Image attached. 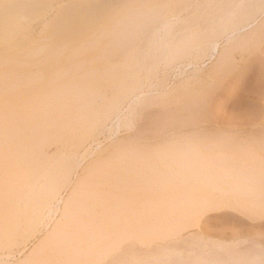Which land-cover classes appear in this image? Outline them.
Segmentation results:
<instances>
[{
	"label": "rangeland",
	"instance_id": "1",
	"mask_svg": "<svg viewBox=\"0 0 264 264\" xmlns=\"http://www.w3.org/2000/svg\"><path fill=\"white\" fill-rule=\"evenodd\" d=\"M258 4L261 0H0V71L11 74L20 69L19 74L27 75L36 70L31 76L41 79L38 86L33 83L37 79L33 86L29 82V93L21 90L24 95H17V100L26 102L40 88L52 92L49 89L58 81L55 89L63 85L68 93L67 82L82 87L91 83L96 88L89 93L87 85V95L98 90L106 99L115 86L123 87L115 85L116 80L136 79V87H129L132 93L125 88L127 97L117 112L98 125L101 129L83 147L71 151L76 152L78 166L71 168L52 212H42L45 217L34 232L23 231L26 211L17 208L18 237L14 246L0 249V264H264V18ZM64 15L66 22L56 25L67 23L66 38L59 34L61 27L51 24ZM247 16L248 21L256 19L252 33H231L247 22ZM59 38L66 41L63 49L56 47ZM212 42L223 58L218 63L219 55H209ZM183 47L185 54L188 47L194 52L181 58L183 51L176 50ZM203 50L207 54L200 57ZM175 51L179 55L171 60L170 52ZM50 79L54 87L53 82L47 84ZM4 82L1 86L10 83ZM22 84L25 89L27 84ZM83 90L72 97L79 99ZM41 95L45 94H36L39 99ZM92 97L80 99L100 103V96L98 101L94 93ZM81 100L74 103L80 109L85 106ZM6 105L1 106L4 113ZM29 107L28 112L33 108ZM22 109L25 112L18 109L19 114H27L26 107ZM12 121L4 124L1 117L0 125L6 128L2 126L0 133L12 132ZM67 140L46 144L38 162L43 160L51 170L49 160L71 156L67 142H72ZM59 153L64 155L58 158ZM53 163L49 165L56 166ZM91 166L99 178L95 185L94 179L86 178L94 185L89 188L81 182ZM77 182L85 193L82 187L80 193H72Z\"/></svg>",
	"mask_w": 264,
	"mask_h": 264
},
{
	"label": "bare ground",
	"instance_id": "2",
	"mask_svg": "<svg viewBox=\"0 0 264 264\" xmlns=\"http://www.w3.org/2000/svg\"><path fill=\"white\" fill-rule=\"evenodd\" d=\"M34 4V3H33ZM259 5H261L260 6V8H259V11H260V14H261V16L264 18V0H261V4H258V6ZM19 6H20V4H19ZM29 6H30V4H29ZM22 7V6H21ZM257 7V6H256ZM5 8V7H4ZM23 8V7H22ZM2 9V8H1ZM24 10L26 11V9L24 8ZM0 12H1V10H0ZM59 12V11H58ZM60 13H61V11H60ZM63 14V13H62ZM70 14V13H69ZM69 14H68V16H69ZM259 14V15H260ZM1 15V14H0ZM59 16V15H58ZM54 17L53 18V20L54 19H58V20H52V23L51 24H54V28H56V26L59 24V23H62V22H66V21H62L63 19H65L64 17L66 16V15H64V16H62L63 18L61 19L60 17ZM251 16V15H250ZM260 16V17H261ZM76 17V16H75ZM248 17L249 16H247L246 18H245V20L247 21H245L244 23V25H242L240 28H237V29H233L232 31H231V33H234V35L235 34H237V33H239L240 35H241V37H242V35L245 33H242L241 34V32H243V31H246V33L247 34H249V32L251 31V33H252V31H253V27H255V24L257 25V23H256V19H253V20H251V21H248V20H250V19H248ZM60 18V19H59ZM262 18V19H263ZM243 19V18H242ZM59 20H60V22H59ZM66 20V19H65ZM83 20V19H82ZM57 21V22H56ZM242 21V20H241ZM54 22V23H53ZM70 22V21H69ZM57 24V25H56ZM62 25H64V27L62 26ZM65 25H67V23H63V24H61V29L59 30V32L62 30L63 32H65L64 31V28L66 27ZM58 27V26H57ZM60 27H58V28H60ZM51 29V28H50ZM57 29V28H56ZM252 29V30H251ZM54 30V29H53ZM65 30H66V28H65ZM250 30V31H249ZM52 31V30H51ZM50 31V32H51ZM61 31V32H62ZM55 32V31H54ZM53 32V33H54ZM58 32V31H57ZM59 33V34H61V36H62V38H66V32L63 34V33ZM52 33V35L54 36V34H55V36H54V38H56V36H57V34H56V32L53 34ZM58 34V36H60ZM65 35V36H63V35ZM229 36V35H228ZM233 36V35H232ZM243 36H246V34L245 35H243ZM207 38V37H206ZM60 39V38H59ZM57 40V46L56 47H59V46H61V47H59V49L60 48H62L63 49V47L65 46L66 47V44L64 45V43L63 42H65L66 43V41L65 40H62L61 41V39L60 40ZM230 40V39H229ZM62 42V43H61ZM200 42V41H199ZM60 43V44H59ZM213 44H209V52H210V57H214V55H219L218 53V50H217V43H214V42H212ZM51 45V44H50ZM49 45V46H50ZM54 45H55V43H54ZM211 45V46H210ZM48 46V47H49ZM173 46V45H172ZM172 46H171V48H172ZM197 46H198V44H197ZM196 45L194 46L195 48L197 47ZM37 47H39V46H37ZM44 47V46H43ZM51 47V46H50ZM64 47V48H65ZM174 47V46H173ZM202 48L203 49V46H198V48L197 49H200V48ZM171 48H169V49H171ZM185 47H183V48H178L176 51L177 52H179V50H182V49H184ZM189 48V49H188ZM187 48V50L189 51L190 50V47H188ZM191 48H193V47H191ZM36 49V48H35ZM34 49V50H35ZM55 49H58V48H55ZM54 49V50H55ZM58 49V50H59ZM196 49V51H199V50H197ZM31 50V49H30ZM77 50V49H76ZM32 51H33V49H32ZM39 51V50H38ZM45 50H43V52H44ZM56 51V50H55ZM55 51H54V53H55ZM78 51V50H77ZM83 51V50H82ZM175 51V53L173 52V53H171L170 52V54L171 55H173L172 56V58H170L171 60H173L174 58L176 59L177 58V55H179L177 52ZM183 51V50H182ZM187 51V52H188ZM192 51L194 52V49H191L189 52L190 53H192ZM201 51V50H200ZM204 51V50H203ZM205 51H206V49H205ZM205 51L203 52L205 55H201L200 57H202V56H206V54L207 53H205ZM31 52V51H30ZM34 52V51H33ZM33 52H31V53H33ZM35 52H36V50H35ZM53 52V51H52ZM56 52H58V51H56ZM185 51H183V53H184ZM186 52V54H187V56H188V53ZM50 53V52H49ZM71 53H73V51L71 52ZM75 53L77 54V52L75 51ZM177 53V54H176ZM189 53V54H190ZM196 53V52H195ZM202 52H200L199 53V55L201 54ZM74 54V53H73ZM78 54H79V52H78ZM80 54H82V53H80ZM175 54V55H174ZM182 54V53H181ZM185 53H184V55H182L181 56V58L182 57H185V55H186ZM198 54V53H197ZM28 55H30V53L28 54ZM171 55H169L170 57H171ZM31 56H32V54H31ZM74 56H76V55H74ZM79 56V55H78ZM77 56V57H78ZM27 57V56H26ZM30 57V56H29ZM45 57V56H44ZM72 58V57H71ZM70 58V59H71ZM74 58V57H73ZM72 58V59H73ZM46 60L48 59L47 57L45 58ZM45 59H43V60H45ZM50 59V58H49ZM221 59H223L222 58V55H219V57H218V60H216V62L218 63V62H220V60ZM130 60V59H129ZM29 61V60H28ZM30 61H31V59H30ZM42 61V60H41ZM6 62V61H5ZM2 63V62H1ZM7 63V62H6ZM20 63V62H19ZM19 63H15L16 65H18ZM44 63V62H43ZM217 63H214V64H217ZM29 65L30 64H32V63H28ZM27 64V65H28ZM40 64H42V62L40 63ZM213 64V65H214ZM0 66H3V65H0ZM18 66H21V64H19ZM31 66V65H30ZM30 66H29V68H30ZM32 66L33 67H35L36 68V66H34L33 64H32ZM39 66V65H38ZM75 66H77V65H75ZM137 66V65H136ZM215 66V65H214ZM218 66V65H217ZM10 67H13V65L12 66H10ZM123 67H125V66H123ZM2 68V67H1ZM14 68L16 69V66H14ZM46 68H47V66H46ZM65 68H67V71H69V69H68V67H65ZM65 68L64 69H62L63 70V72L64 71H66L65 70ZM70 68V67H69ZM73 68V67H72ZM79 68V67H78ZM138 68V67H137ZM14 69V70H15ZM23 69V68H22ZM42 69V68H41ZM61 69V68H60ZM104 69V68H103ZM113 69V68H112ZM214 69H215V67H214ZM18 70V69H17ZM17 70H16V72H14L13 70H12V72H11V74L9 73H6V72H8L7 70L6 71H0V92H1V95H3L4 93H6L5 91H7L9 94L7 95V93H6V95H3V98H1V95H0V100L2 101V100H4L3 102H1L0 103V109H1V111H0V116L2 117V123H4L3 121H5V123L4 124H6L7 122L6 121H12V119H13V121H12V123H14V122H16V123H14L15 124V126H16V124H17V127H15V126H13V130H12V132H8V131H3V133H0V222L2 221L3 223H2V225H0V249H3V248H7V247H9L10 245H12L14 242H15V240H16V238L18 237V230H17V228H16V224H17V220H18V217H16L17 215H18V213H19V211L17 210V208H19V207H21V209L22 208H24V210L26 211H24L25 213V216H24V218H22L21 219V221L24 219L25 220V222H24V220L22 221V223H20V224H22V226H23V222L25 223V226H24V228L23 227H20V228H23V231L26 233V234H28V233H31V232H34L35 230H36V228H37V226L38 225H40L39 223H40V221L43 219H41V216L43 215L42 214V212L44 211V210H47L48 212H47V214L48 215H50V213L52 212V204H53V202H54V200L56 199V197L57 196H59L58 194H59V192H60V187H61V185H63L64 183V181L66 180V178H68L70 175H71V173H70V171H73L71 168H74V167H77L78 166V161L76 160L77 158L74 156L75 154H76V152H75V154L74 155H72V152H74V151H72V150H76L77 151V149L79 148H81V147H83V145L87 142V141H89L90 139H92L93 138V135L94 134H96L95 132H98V128L99 129H101L100 128V126H98L100 123H104L103 122V120L105 119H107V117L111 114V113H115V112H117L116 111V109L118 108V106H119V104H121L120 102H121V100H123L124 98H126L127 96L125 95L126 93V89L125 88H127L128 89V94L129 93H132V92H129L130 91V89H129V87H133L132 85L134 84V86L136 87V82L134 83L133 81L135 80L136 81V79H134L133 81H131L129 78H125V80H126V82H125V80H124V78L123 79H119V80H116V84L115 85H123V87L121 86V87H118V86H115V89H113L112 91H114L115 90V92H114V96L112 95V91L109 93V96L110 97H106V99H105V93L103 94V95H101L102 93H100V95H99V92H98V90H96L97 92L96 93H98V94H96L95 93V90H93V93H94V99H97V98H99V96H100V103L99 104H97V105H99V106H97L96 104H93L94 102H93V100H91V101H87V102H85V101H83V102H85L84 103V107L82 106V108L80 109V106H76L74 103L76 102V100L78 101H80L81 99H82V97L83 98H85V100H88L90 97H92L93 96V93H91L92 94V96H90V95H87L88 94V92L90 93V91H92V89H95L96 88V86H95V88H94V85L93 84H91V83H84L85 85H84V87H82L81 85H83V84H79V82L77 83L78 85H80L81 87H79L78 85L76 86L74 83H69L68 84V82H67V84H66V87H68V90L70 89V91L71 90H73V91H69V93H68V91H67V88H66V90H65V87L62 89V86L63 85H61L60 87H57V89L61 92L62 91V93H67L68 95H65V94H62V93H57V92H59V91H57V89H55V87L58 85V84H60L59 83V81L57 80V78L58 79H60L61 80V77H63L62 75H64L63 73H62V75H61V73L59 74V76L58 77H55V78H52V79H54V80H57L58 81V84L57 83H55V84H57V85H55L54 84V80L53 81H51V79L50 80H47V84L48 85H50L52 82V84H51V86H53V84H54V89L57 91H55L54 89H49V90H52V92L54 93H52L51 91H49V92H46V93H44L43 92V89L42 88H40V90H41V93H40V90H39V93L37 92L36 94H45V95H41L42 97V99L40 100L39 98H38V96H36V94L35 95H32L31 97H34V98H32L31 99V97L30 96H28V97H30L29 99H27V97H26V99H27V101L25 102V101H22V100H20L21 102H23V104H26V106L25 105H23L22 103H20V101L19 100H17V98H18V96L17 95H24V94H21V90H23V92H25V94H27V93H29V91H27V93H26V90H30V86L31 85H29V82H31L30 84H32V81H34L35 79H37L38 80V78H39V76H38V78L36 77L37 75H34L35 76V78L33 77V76H31L32 74H36V70H34L35 71V73L33 72V71H31L32 72V74H30V73H27V75L26 74H23V72L22 71H20L21 73L19 74V70H18V72H17ZM29 69L27 68L26 69V71H28ZM107 70V69H106ZM44 71H45V69H44ZM61 71V70H60ZM110 71V70H109ZM113 71V70H112ZM115 71V70H114ZM113 71V72H114ZM212 71V70H211ZM10 72V71H9ZM13 72H14V75H13ZM25 72V71H24ZM42 72H43V69H42ZM62 72V71H61ZM90 72H92L91 74L93 75V73H96V71L95 72H93V71H89V73ZM99 72V71H98ZM111 72V71H110ZM113 72H111L112 74H113ZM119 72H120V70H119ZM7 75H5V74ZM16 73H18V74H16ZM26 73V72H25ZM40 73V72H39ZM56 73H57V71H56ZM55 73V74H56ZM87 73V72H86ZM83 75L85 74V73H82ZM81 74V75H82ZM105 74H107V73H105ZM4 77H3V76ZM11 75H13V76H11ZM21 75H26L25 77L24 76H21ZM30 75V76H29ZM81 75H80V77H81ZM88 75V74H87ZM90 75V74H89ZM91 75V76H92ZM122 75V74H121ZM11 76V77H10ZM19 77V78H17V77ZM28 76V77H27ZM55 76V75H54ZM61 76V77H60ZM104 76V75H103ZM110 76H112L111 74H110ZM109 76V77H110ZM116 76V75H115ZM7 77V78H6ZM21 77V78H20ZM24 77V78H23ZM27 77V78H26ZM32 77V78H31ZM85 77V76H84ZM84 77H82V78H84ZM99 77H101L102 78V76H98V78ZM107 77V76H106ZM118 77L119 78H122V76L120 77L119 75H118ZM130 77H132V79L134 78V76H130ZM3 78V79H2ZM4 78H6L7 80L5 81V79ZM10 78V79H9ZM11 78H16V79H12L11 80ZM29 78V79H28ZM79 78V77H78ZM81 78V79H82ZM116 78V77H115ZM8 79H9V81H8ZM24 79V80H23ZM26 79H28V80H26ZM34 79V80H33ZM100 79V78H99ZM16 80H17V82L18 83H16ZM18 80H20V81H18ZM23 80V81H22ZM37 80H35L33 83H36V86H38V84H40V83H38V82H40L41 81V79H39L38 81ZM104 80H106V78L105 79H103V81ZM121 80L123 81V82H121ZM1 81H5V82H10V83H8V84H3V86L4 87H6V89L5 90H2V88H3V86H1ZM15 81V82H14ZM22 81V82H21ZM97 81V80H96ZM103 81H101V82H103ZM128 81V82H127ZM4 82V83H5ZM15 83L14 85H13V83ZM49 82H50V84H49ZM80 82H82L81 80H80ZM94 82H95V79H94ZM22 83H25V84H27V85H25L26 86V88H28V89H24V85L22 84ZM46 83V82H45ZM121 83H123V84H121ZM133 83V84H132ZM18 86H17V85ZM21 84V85H20ZM47 84H44V85H47ZM75 85V87H74V85ZM105 84V83H104ZM87 85H89V87L91 88V90H89L88 91V86ZM111 85V84H110ZM109 85V86H110ZM11 86V87H10ZM12 86L14 87L13 89H15V90H17V92H19L18 94H15L14 93V91H13V89H12ZM22 86H23V89H22ZM29 86V87H28ZM32 86H33V84H32ZM70 86L72 87V88H70ZM91 86H93V87H91ZM112 86V85H111ZM8 87V88H7ZM19 87H21L20 89H19ZM77 87V88H76ZM117 87V88H116ZM134 87V88H135ZM34 87H32V89H33ZM74 88H76V89H74ZM80 88V89H79ZM85 88V89H84ZM89 88V89H90ZM4 89V88H3ZM9 89V90H8ZM19 89V90H18ZM60 89H62V90H60ZM83 90L82 91V93H80V96L81 95H83L82 97H79V99H75V98H77V96H79V94H77L76 95V91L78 90V91H80V90ZM118 89V90H117ZM2 90V91H1ZM54 90V91H53ZM116 90H117V92H116ZM133 90V88L131 89V91ZM13 91V92H12ZM44 91H45V89H44ZM88 91V92H87ZM124 91V92H123ZM15 94L14 96H12V94ZM16 92V91H15ZM16 92V93H17ZM50 92H51V95H50ZM123 92V93H122ZM3 93V94H2ZM48 93H49V95H50V97H49V95H48ZM73 93V94H72ZM46 94H47V96H46ZM57 94V96H54V95H56ZM58 94L60 95V96H58ZM85 94V95H84ZM95 94H96V96H95ZM123 94V95H122ZM127 94V95H128ZM63 95V96H62ZM64 95H65V97H64ZM86 95H87V98L88 99H86ZM113 97H112V96ZM126 96V97H123V96ZM6 96V97H5ZM7 96H8V98L9 97H11L10 99H15V101H17V105H15L16 104V102L15 101H10L9 99L8 100H6L7 99ZM72 96H76L75 98L74 97H72ZM85 96V97H84ZM98 96V97H97ZM101 96H102V98H101ZM4 97H5V99H4ZM44 97H46V99H44ZM60 97H62L61 98V100L59 99ZM70 97V98H69ZM48 98H51L52 99V101H55L56 100V104H58V100L60 101L59 103V105H57L58 106V108H60L59 110H61V111H59L58 110V108H57V106H56V104L53 102V103H51V99H48ZM63 98H65V99H63ZM69 98V99H68ZM81 98V99H80ZM93 98V97H92ZM25 99V98H24ZM25 99V100H26ZM36 101V99L38 100V101H34V100ZM48 99V100H47ZM54 99V100H53ZM71 99V100H70ZM73 99H74V101H73ZM31 100H33V102L31 101ZM45 100V101H44ZM47 100V101H46ZM65 100V101H64ZM82 100H84V99H82ZM82 100H81V105L83 104V102H82ZM90 100V99H89ZM105 100V101H104ZM29 101H31L30 103H31V105H30V103H29ZM45 102L44 104L45 105H42L41 104V102ZM66 102V104L64 105V106H62V102ZM71 101V102H70ZM97 101H98V99H97ZM97 101H95L96 103H97ZM5 102H6V104L10 107V108H8V106H7V108L5 107L4 108V110L6 111V113H4L3 112V108L2 107H4L5 106ZM19 102V103H18ZM39 102V103H38ZM46 102H48V103H46ZM91 102V103H90ZM15 103V104H14ZM37 105H36V104ZM78 103V102H77ZM87 103V104H86ZM4 104V105H3ZM10 104L12 105V107L10 106ZM18 104H22V108H25L26 107V109L25 110H27V108L29 107V109L31 108V107H33V108H31V112L29 113L28 112V110H27V114H25L24 112V110L18 105ZM35 104V105H34ZM51 104V107H53V106H55L56 108V110H57V112H62V113H57V112H55V109H50L51 110V112H52V110H53V112L54 113H50V111H49V109H47L49 106L48 105H50ZM91 104V105H90ZM15 105V106H14ZM28 105V106H27ZM34 105V106H33ZM40 105H42V106H46V113L43 111V109H45L44 107H41ZM53 105V106H52ZM87 105H89V106H87ZM92 105H96L97 107L96 108H93V107H91ZM2 106V107H1ZM18 106V107H17ZM25 106V107H24ZM35 106H36V108H35ZM60 106V107H59ZM70 107V108H68V110L67 111H64L63 110V108L62 107ZM37 107L39 108L40 107V111L39 110H37ZM15 110V111H17V113L15 112V111H13V114H11L12 112H8V115H5V114H7V111H8V109L9 110H13V109ZM41 108H43L42 110H41ZM18 109L21 111H24L23 113L24 114H22V112H20V114H19V112H18ZM35 110L36 109V111L35 112H33V110ZM70 109V110H69ZM49 112H48V111ZM78 110H80V111H78ZM43 111V113H39V112H42ZM115 111V112H114ZM4 113V114H2V113ZM15 112V113H14ZM64 112H66V114H64ZM9 113H10V115L12 116V118L9 116ZM17 115V117H15L14 118V116L15 115ZM64 114V115H63ZM135 114V113H134ZM65 115H66V117H65ZM112 115V114H111ZM7 116H9V117H7ZM1 117H0V122H1ZM8 118H11V119H8ZM66 118V119H65ZM109 118V117H108ZM8 119V120H7ZM101 121V122H100ZM2 123H0V124H2ZM11 124V123H10ZM9 124V125H10ZM61 124H62V128H61ZM2 126H6V125H2ZM1 125H0V128L2 127ZM65 126V127H64ZM3 127V128H4ZM16 128V130H15V128ZM6 128V127H5ZM66 128V129H65ZM4 130V129H3ZM8 130H10V129H8ZM11 131V130H10ZM99 134V133H98ZM96 136V135H95ZM69 139H71L70 140V142H72V143H69V141L68 140ZM68 141L67 143H68V145L69 144H71V147H69V150L68 151H70V153H71V156H70V154H69V152H68V154H69V157H66L65 156V160L63 159L64 158V156H63V158L61 159V160H63V161H61L60 159H59V162L58 161H55L54 163H53V161H52V159H51V161L49 160L47 163L45 162V164H47V166L49 167V166H51L50 167V169L51 170H49L46 166H44L43 165V163H42V161L43 160H41V161H39L38 162V160L41 158V159H43V154L45 153L44 152V149L43 148H45V146H47V145H49L50 143V145L51 146H53V145H55L54 144V142H57V141H59V142H62V141ZM59 142H58V145H59ZM66 142H64V144H65ZM66 143V144H67ZM47 144V145H46ZM63 145V144H62ZM117 146V145H116ZM118 146H120L119 144H118ZM50 147V146H49ZM67 147V146H66ZM57 148V147H56ZM47 149H48V147H47ZM115 149V148H114ZM46 150V149H45ZM86 150V149H85ZM47 151V150H46ZM72 151V152H71ZM116 151V150H115ZM60 152V151H59ZM66 152V151H65ZM111 152V151H110ZM109 152V153H110ZM119 152H121V151H119ZM54 153V151L51 153V154H53ZM57 153H58V149H57ZM61 153H64V151L63 152H61ZM78 153V152H77ZM99 153V152H98ZM102 153V152H101ZM50 154V153H49ZM50 154V155H51ZM55 155H57V154H55ZM59 155V156H58ZM56 157H60V156H62V155H64V154H61L60 155V153L58 154ZM66 155H67V153H66ZM110 155V154H109ZM80 156V155H79ZM118 156V155H117ZM51 158H52V155L50 156ZM49 157V158H50ZM55 157V158H56ZM54 159V158H53ZM109 159V158H108ZM108 159H106V160H108ZM44 160H46V159H44ZM105 160V159H104ZM103 160V161H104ZM119 160V159H118ZM49 162H51V164L53 163L54 165H56V166H53V165H49ZM61 162V163H60ZM105 162V161H104ZM114 162V161H113ZM94 163V162H93ZM58 164V165H57ZM111 164V163H110ZM72 165H73V167H72ZM100 165V164H99ZM101 166V165H100ZM92 167V166H91ZM93 169V167L92 168H90V170H92ZM96 169V168H95ZM95 169H93V170H95ZM107 169V168H106ZM123 169V168H122ZM89 170V168H88V172H90L91 173V175H89L88 174V172H87V170H86V175H85V177L83 178L84 179V182L82 181L81 183V185H83V183H84V186H85V183L87 182L88 183V186H86V187H89V185L91 186H94L95 185V179H97V177L99 178V173H95V172H97L96 170H95V172L92 170V172ZM99 170V169H98ZM70 173V174H69ZM95 173V174H94ZM69 174V175H68ZM94 174V176L91 178V176ZM98 174V175H97ZM117 174V173H116ZM115 174V175H116ZM88 175V176H87ZM134 176H135V174H134ZM89 177H90V179H94L93 181L92 180H85L86 178H88L89 179ZM105 177H106V175H105ZM110 177V176H109ZM113 177V176H112ZM111 177V178H112ZM117 179L119 178V177H116ZM121 178V177H120ZM135 178V177H134ZM134 178H132V179H134ZM81 179V178H80ZM123 180V179H122ZM136 180V179H135ZM138 180V179H137ZM79 181V180H78ZM86 181V182H85ZM91 181L93 182V184L91 183ZM99 181H100V179H99ZM108 181V180H107ZM106 181V182H107ZM80 182V181H79ZM117 182H119V181H117ZM123 182V181H122ZM133 182V181H132ZM67 183V182H66ZM66 183H65V185H66ZM87 183H86V185H87ZM121 183V182H120ZM131 182H129V184H130ZM77 184H78V182H77ZM99 184V183H98ZM76 185V184H75ZM80 185V183L77 185V186H79L78 188H79V190H78V188H77V186L75 187L77 190H74V191H76V192H72L73 194H75V193H77V192H79L80 193V190H81V186ZM110 185V184H109ZM84 186L82 187V192L84 191V193H85V189H84ZM122 186V185H121ZM131 187V186H130ZM140 187V186H139ZM62 188V187H61ZM74 188V189H75ZM90 188V187H89ZM122 188V187H121ZM84 189V190H83ZM114 189V188H113ZM133 189V188H132ZM129 190V189H128ZM81 192V193H82ZM98 192V191H97ZM71 193V194H72ZM72 194V195H73ZM70 198V197H69ZM74 198V197H73ZM73 198H71V200L73 199ZM70 200V199H69ZM68 200V201H69ZM201 203V202H200ZM202 203H204V202H202ZM69 204H70V201L68 202V203H66V205H65V211H64V213H63V215H62V217L63 218H66L67 217V215L68 214H66L67 212V208L69 207ZM198 204V206H199V203H197ZM207 204V203H206ZM201 205V204H200ZM197 206V205H196ZM21 209H19L20 211H21ZM16 212H18V213H16ZM22 212H23V210H22ZM46 213V212H45ZM15 214H17V215H15ZM193 214H194V212H193ZM47 215V216H48ZM189 215H190V213H189ZM21 216H22V213H21ZM43 217H45V215H43ZM16 218V219H15ZM171 218V217H170ZM184 218V217H183ZM15 220H16V223H15ZM70 221V220H69ZM71 222V221H70ZM1 224V223H0ZM42 224V223H41ZM57 229V228H56ZM54 233V232H53ZM21 235V234H20ZM61 235V234H60ZM59 235V236H60ZM56 236V235H55ZM52 237V236H51ZM19 240H20V238H19ZM18 241V240H17ZM22 241V240H21ZM20 241V242H21ZM15 244H13V246H14Z\"/></svg>",
	"mask_w": 264,
	"mask_h": 264
}]
</instances>
